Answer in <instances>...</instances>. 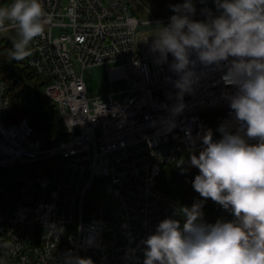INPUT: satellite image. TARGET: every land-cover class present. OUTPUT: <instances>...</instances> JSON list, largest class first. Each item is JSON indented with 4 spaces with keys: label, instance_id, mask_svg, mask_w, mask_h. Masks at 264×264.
<instances>
[{
    "label": "built area",
    "instance_id": "1",
    "mask_svg": "<svg viewBox=\"0 0 264 264\" xmlns=\"http://www.w3.org/2000/svg\"><path fill=\"white\" fill-rule=\"evenodd\" d=\"M212 1L202 7L219 15ZM40 2L48 23L33 39L29 65L49 81L45 93L57 103L66 135L46 145L27 118L8 122L12 105L0 77V264H70L75 257L143 264V241L163 219L181 212L178 200L157 189L162 165L184 150L206 147L211 128L205 112L222 110L220 128L246 132L230 107L237 89L227 77L228 62L205 66L193 53L198 79L174 114L180 103L174 57L161 60L152 49L154 37L138 36L140 21L127 0ZM190 18L205 20L207 14ZM111 63V80L129 83L125 100L115 93L90 99L85 69ZM95 185L109 200L99 216L85 219V198ZM110 219L115 228L107 227Z\"/></svg>",
    "mask_w": 264,
    "mask_h": 264
},
{
    "label": "clouds",
    "instance_id": "2",
    "mask_svg": "<svg viewBox=\"0 0 264 264\" xmlns=\"http://www.w3.org/2000/svg\"><path fill=\"white\" fill-rule=\"evenodd\" d=\"M213 2L220 14L203 9L207 18L200 21L190 18L196 12L193 0L173 5L176 14L153 36L152 49L161 60L169 53L174 57L171 68L180 77L175 82L180 103L173 107L174 114L183 110V94L198 79L193 53L205 66L228 62L227 77L237 89L230 107L246 132L222 128L218 141H213L211 130L206 133V147L190 159L199 169L192 187L203 200L182 208V225L172 218L158 224L143 241V264H264V0ZM5 21L20 29L21 38L10 52L17 61L29 54L27 46L43 35L48 23L40 0H15L0 8V28ZM245 136L258 138V143L249 144ZM209 198L230 209L234 219L205 223L202 207ZM70 264L93 261L75 257Z\"/></svg>",
    "mask_w": 264,
    "mask_h": 264
},
{
    "label": "trees",
    "instance_id": "3",
    "mask_svg": "<svg viewBox=\"0 0 264 264\" xmlns=\"http://www.w3.org/2000/svg\"><path fill=\"white\" fill-rule=\"evenodd\" d=\"M10 2L11 0H0V8H8ZM193 3L203 5L200 0H193ZM211 5L216 8L213 1ZM132 13L134 14L133 11ZM13 23L15 22L5 21V25ZM20 38L19 27L0 30V77L6 84V95L12 105V112L7 121L16 123L27 118L35 131L44 135L46 145H54L66 135L64 121L57 103L45 93L49 81L37 75L29 65V59L35 53L33 40L27 46L29 54L23 60L17 61L10 56L14 43ZM222 115V110L205 112L203 115L215 141L223 135L222 128L219 127ZM202 150H184L176 161L162 165L158 177L157 189L175 198L180 204L181 212L176 219L180 220L181 225L184 219L182 208L191 207L193 203L203 200L192 187V181L199 174V169L190 164L191 156H198ZM102 204L103 195L98 185H95L85 198V219L99 216ZM202 212L203 220L207 224H215L218 220L231 221L233 216L230 209L223 208L210 198L203 201Z\"/></svg>",
    "mask_w": 264,
    "mask_h": 264
},
{
    "label": "rangeland",
    "instance_id": "4",
    "mask_svg": "<svg viewBox=\"0 0 264 264\" xmlns=\"http://www.w3.org/2000/svg\"><path fill=\"white\" fill-rule=\"evenodd\" d=\"M131 5V9L137 16L140 24L138 26V36L148 35L155 36L160 27L167 26L170 23V17L176 13L172 10L173 5L182 4L184 0H127ZM194 4V3H193ZM196 8L195 13H200L203 10L201 5L194 4ZM155 17L159 19L157 22L151 20ZM192 19V18H191ZM60 30L55 28L54 35H58ZM114 64L97 65L88 67L84 71V79L88 88V97L90 99L96 97H103L106 99L111 93H115L114 97L124 101L127 94L129 83L125 78H116L111 80L108 68ZM76 70L79 73L80 67L76 64ZM231 132V131H229ZM103 195V200L108 201L109 198ZM110 201L113 202L111 198ZM113 208L116 207L112 203ZM107 227H116L115 220L110 219L107 222Z\"/></svg>",
    "mask_w": 264,
    "mask_h": 264
}]
</instances>
